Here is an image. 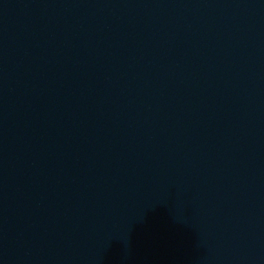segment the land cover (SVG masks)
I'll list each match as a JSON object with an SVG mask.
<instances>
[{
    "label": "water",
    "instance_id": "95a60500",
    "mask_svg": "<svg viewBox=\"0 0 264 264\" xmlns=\"http://www.w3.org/2000/svg\"><path fill=\"white\" fill-rule=\"evenodd\" d=\"M0 264H264V0H0Z\"/></svg>",
    "mask_w": 264,
    "mask_h": 264
}]
</instances>
